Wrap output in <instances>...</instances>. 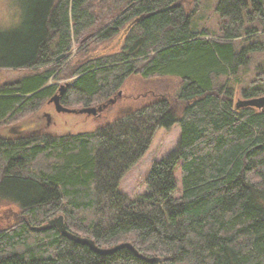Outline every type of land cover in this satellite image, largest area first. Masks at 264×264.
<instances>
[{"label":"trees","instance_id":"16d2710c","mask_svg":"<svg viewBox=\"0 0 264 264\" xmlns=\"http://www.w3.org/2000/svg\"><path fill=\"white\" fill-rule=\"evenodd\" d=\"M93 1L28 0L22 24L0 31V68L23 71L0 83V127L57 93L51 79L72 77L66 107L104 104L134 74L178 87L91 131L0 132V264H264V72L240 91L216 84L248 63L249 46L234 45L264 30V0H217L218 34L195 31L182 0H123L101 19ZM72 37L83 58L56 61ZM175 123L146 192L120 193L155 131ZM57 216L63 232L46 226Z\"/></svg>","mask_w":264,"mask_h":264},{"label":"rangeland","instance_id":"374dc122","mask_svg":"<svg viewBox=\"0 0 264 264\" xmlns=\"http://www.w3.org/2000/svg\"><path fill=\"white\" fill-rule=\"evenodd\" d=\"M28 0H0V31L17 29L24 20ZM123 0H94L92 11L99 18L114 16L124 7ZM121 2L122 6L116 4ZM217 0H182V7L186 13L191 15L190 22L195 31L208 30L212 34L219 33L220 15L215 11ZM264 16V9H263ZM97 23V22H96ZM99 23V22H98ZM254 24V25H253ZM256 23H247L246 26H256ZM256 36L248 40H237L235 47L239 50L242 46H249V61L241 66L234 76H220L216 79L217 83L226 82L228 86L236 91L244 87L256 84V77L264 72V30L260 29ZM71 50L68 56L64 54L61 60L69 65L76 64L75 58H83L84 55L76 57L77 43L74 37L71 39ZM82 39L80 40V42ZM101 42V41H100ZM116 38L99 43L94 52L99 51L104 46V50H114ZM252 45L253 47H250ZM96 47V46H95ZM94 47V48H95ZM60 56V55H59ZM65 58V59H64ZM62 66V65H61ZM61 68V67H60ZM59 68V69H60ZM22 70H12L0 68V83L10 81L21 74ZM72 77L51 79L49 83H57L59 87L66 85ZM179 84V79L175 77H151L142 78L139 75L127 77L118 92L117 96L111 98L95 115L85 113H65L56 112L53 104L48 103V99L41 104V107L34 113L22 115L14 118L13 121L2 125L0 132L6 135H24L27 133H46L51 135H65L94 130L105 123L113 121L115 118L133 111L151 102L160 96H172ZM57 89V93H59ZM113 100V102H110ZM65 106V105H63ZM91 106H98L92 104ZM66 107V106H65ZM82 105H70L67 108L78 109ZM179 137V125L173 124L169 128H159L155 131L150 144L144 154L122 175L118 191L127 195L129 198L146 192L144 179L150 165L162 158L165 154L175 148ZM173 174L177 183L180 180L179 165H176ZM0 208L5 205L0 201Z\"/></svg>","mask_w":264,"mask_h":264},{"label":"water","instance_id":"95a60500","mask_svg":"<svg viewBox=\"0 0 264 264\" xmlns=\"http://www.w3.org/2000/svg\"><path fill=\"white\" fill-rule=\"evenodd\" d=\"M86 38H84L83 40H85ZM62 55L58 56L56 59L61 58ZM63 87H59L58 91L59 93H55L53 94L49 99H48V103H52L53 107L55 109L56 112H65V113H85L87 115H95L97 110H101L102 107H104L106 104H101L98 106H90V107H81L78 109H72V108H67L65 106H63L60 103V94L62 92ZM110 102H113V100H111ZM264 108V107H263ZM47 227H56L58 229H60V231H64V225L62 223V218L61 216H57L52 218L51 220H49L46 224Z\"/></svg>","mask_w":264,"mask_h":264}]
</instances>
